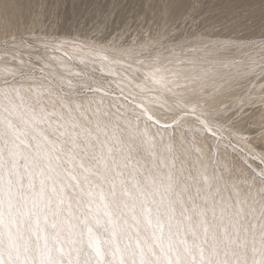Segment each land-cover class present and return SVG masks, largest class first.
<instances>
[{
  "label": "snow or ice",
  "instance_id": "obj_1",
  "mask_svg": "<svg viewBox=\"0 0 264 264\" xmlns=\"http://www.w3.org/2000/svg\"><path fill=\"white\" fill-rule=\"evenodd\" d=\"M88 27L90 36L80 33L81 50L129 58L147 54L153 63L167 59L161 47L171 53L163 45L146 49L141 45L137 51L135 45L116 47L115 41L97 47L96 40L108 21L93 20ZM170 39L174 47L182 49L198 45L196 51L215 55L238 53L240 59L231 62L250 66L228 78L229 93L243 89L256 67L264 75V59L259 64L243 59L247 49L257 46L254 41L210 39L206 33H193L182 43ZM13 41L33 49L23 36L13 37ZM65 43L38 37L35 60L29 51V59L21 58V67L11 80L0 79V264H264V168L254 173L260 187L249 183L248 191L241 195L233 186V194L222 195V185L213 187L207 176L203 187L181 183L183 167L174 179L175 156L167 183L150 174L142 183V170L129 169L133 146L129 143V151L118 156L109 145V140H115L123 146L115 136L116 121L131 117L124 119L125 124L139 129L143 122L140 131L150 148L155 147L156 137L163 141L167 132L165 147L171 152L178 129L181 142L186 130L193 135L199 132L212 137L219 151L221 141L228 146L233 143L225 131L229 137L240 135L233 125L243 118L245 107L256 106L253 101L264 105V95L245 93L247 105L244 96H237L236 104L213 110L202 95L206 85L197 83L200 78L184 77L193 86L177 85L186 88L187 95L178 96L170 109L175 119L162 124L143 103L135 97L130 100L131 93L125 95L121 89L117 95L110 85L93 83L81 73L66 77L60 71L65 67L62 61L48 60L40 50L56 51ZM259 46L264 48V40ZM108 58L103 55L104 60ZM36 65L41 66L37 69ZM37 72L46 83L26 88L25 84H36ZM172 75L180 78V73ZM22 92L33 95L26 97ZM184 119L192 121L188 129L182 124ZM106 120L114 121L111 137L107 126L102 127ZM152 126L161 130L150 135ZM249 154L264 165V155L256 157L251 149ZM185 179L194 178L188 175ZM216 179L223 181V176ZM209 211L219 225L209 224Z\"/></svg>",
  "mask_w": 264,
  "mask_h": 264
},
{
  "label": "rangeland",
  "instance_id": "obj_2",
  "mask_svg": "<svg viewBox=\"0 0 264 264\" xmlns=\"http://www.w3.org/2000/svg\"><path fill=\"white\" fill-rule=\"evenodd\" d=\"M172 0H28V8L19 16V28L16 31L3 32L0 30V79L13 78L14 73L21 67L20 60H28V52L32 51L31 59L35 60V44L38 37L54 39L57 42L67 41L61 44L56 51L43 48L40 50L48 60L61 62L65 66L60 69L66 77L75 73H81L85 79L93 83L103 82L110 85L117 95L121 89L124 94L131 93L129 99L135 97L137 102L144 104L150 114H154L161 123H171L175 115L170 109L175 105L178 96L185 98L187 90L177 85L192 87L186 80L183 84L168 85L166 89L156 91L149 86L141 89L136 84L141 82V76L135 71L124 68H113L111 71L103 69V61L97 52H90L87 48L81 50L83 37L80 33L91 35L88 27L93 20L107 19L108 27L96 40L97 47L107 45L115 41L116 47L141 45L145 49L153 45H163L171 50V53L160 51L167 59H174L173 64L179 66L177 73L181 79L199 77L197 83L206 85L202 94L209 102L215 103L213 110H222L225 106L236 104L237 96H244L247 105V96L260 97L264 95V75L262 68L256 67L252 75L244 81L243 89L236 93H229L225 83L229 77L238 71H247L250 65H239L231 61L239 60L238 53L215 55L204 50L196 51L198 45H185L184 48L174 47L171 37L178 38L179 42L190 38L193 33H206L210 39H227L240 37L256 42V47L246 50L245 61H256L257 64L264 59V48L259 42L264 40V0H185L174 10L165 9ZM2 27V26H1ZM24 27V28H23ZM23 36L33 49H25L23 45L13 41V37ZM75 38V39H74ZM8 41V43H5ZM72 45L78 46V51L72 49ZM67 52V56H65ZM108 57L141 65L155 64L145 54L140 57H121L111 53H101ZM154 55V53H153ZM167 59L161 60L167 64ZM138 60V61H137ZM170 60V59H169ZM160 61V62H161ZM102 62V63H101ZM44 63V62H42ZM220 65L222 69L217 73L215 67ZM41 65H36L39 69ZM49 69L45 67V75ZM223 73V74H222ZM218 74L219 76H217ZM59 75V73H57ZM126 77L130 80L126 81ZM75 83V80L73 81ZM83 82V81H82ZM46 83L36 73V84ZM29 85V84H25ZM181 88V89H180ZM169 89H172L169 91ZM183 93V95H181ZM102 94V93H101ZM149 95L155 98L146 100ZM86 99V98H84ZM123 98L121 97V100ZM254 107H245L243 118L233 125V129L240 135L229 137L227 131L224 135L232 140V146L221 141V148L216 151L215 141L210 136L197 132L195 135L210 137L212 154L225 153L232 162V168L243 169L249 183L260 187L254 173L261 172L264 165L259 159L251 158L249 149L256 157L264 155V105L253 101ZM131 106V105H130ZM182 124L188 129L192 121L184 119ZM179 133L180 130H175ZM186 130L184 136H195Z\"/></svg>",
  "mask_w": 264,
  "mask_h": 264
},
{
  "label": "bare ground",
  "instance_id": "obj_3",
  "mask_svg": "<svg viewBox=\"0 0 264 264\" xmlns=\"http://www.w3.org/2000/svg\"><path fill=\"white\" fill-rule=\"evenodd\" d=\"M30 1V0H29ZM170 1V0H169ZM185 0H172L165 9L174 10L180 4H184ZM28 0H0V30L3 32H14L21 26H19V16L25 12L28 8ZM2 26V27H1ZM24 28V27H23ZM22 29V27H21ZM72 49L78 51L77 45H72ZM101 56L103 61V69L106 71H111L113 68L121 67L124 69H129L135 71L141 76V82L136 84L138 87L143 89V86H149L156 91H161L166 89L168 85L183 84L186 80L175 78L172 73H177L179 66L173 64L174 59L171 57L167 59V64L162 61L155 64H140L128 62L129 64L123 63L127 61L119 60L116 58L109 57L108 60L103 59V54L97 53ZM138 57V56H136ZM140 57V56H139ZM170 59V60H169ZM123 61V62H122ZM138 61V60H137ZM159 69V70H157ZM217 73L220 72L222 67L216 65L215 67ZM223 74V73H222ZM219 76L218 74H216ZM130 78L126 77V81ZM161 81V82H157ZM40 85H25V87H39ZM181 89V88H180ZM43 93V88L40 89ZM26 97L33 95L31 92H22ZM155 98L153 95L147 96L145 99ZM156 99V98H155ZM33 107L39 111V105L33 100ZM50 108L51 105H48ZM209 108H214L215 103L209 102ZM124 119H131V117H125L120 121H116L119 127L115 129V136L120 138L124 143L117 144L115 140H109V145L113 148V153L116 155H122L129 151V143L133 146L131 151L132 163L129 165V169L136 167L142 170V175L139 176L141 182H144V177L149 174L156 179L158 182L167 183V173L171 168V160L173 156L176 157L175 168H172L173 178L175 179L180 173L177 171L181 167L184 169V177L181 178V183L195 184L198 183L201 187L205 185L204 177L207 176L211 180L213 187L217 184L222 185V195L233 194V186L239 188L241 195L248 191L249 181L246 179L243 169L232 168V162L229 157L225 154H217L214 156L212 154V146L210 137H202L201 135H195L190 137H185L184 142H181V133L175 131V141L172 151H168L165 147L168 144V134L164 133L165 139L160 140L159 137L155 139V147H148L145 143V138L140 131L145 127L144 123L141 122L139 129L129 127L125 124ZM114 121L106 120L102 127L107 126V136L111 137L113 135L112 124ZM155 126L149 128V134L154 135L157 131H160ZM95 131V129H93ZM102 138H104V133H99ZM153 153L155 155H153ZM161 157H163V164L161 163ZM167 165V166H164ZM191 175L194 179L192 181H187L185 178ZM219 175L223 176V181L216 179ZM228 189L227 193H224L223 188ZM190 207V206H189ZM206 207V205H205ZM194 219L195 214L193 213ZM208 222L212 226L219 225L218 219H214L212 213L209 211L207 216ZM249 258H252L251 252H249Z\"/></svg>",
  "mask_w": 264,
  "mask_h": 264
}]
</instances>
